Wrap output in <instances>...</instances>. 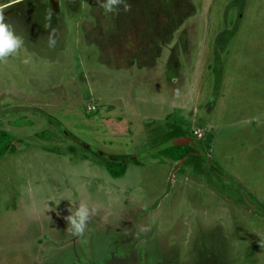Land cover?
<instances>
[{
  "label": "rangeland",
  "instance_id": "1",
  "mask_svg": "<svg viewBox=\"0 0 264 264\" xmlns=\"http://www.w3.org/2000/svg\"><path fill=\"white\" fill-rule=\"evenodd\" d=\"M11 1L0 264H141L138 242L145 264H264V0ZM55 13L65 34L35 32ZM82 203L99 217L76 235Z\"/></svg>",
  "mask_w": 264,
  "mask_h": 264
},
{
  "label": "clouds",
  "instance_id": "2",
  "mask_svg": "<svg viewBox=\"0 0 264 264\" xmlns=\"http://www.w3.org/2000/svg\"><path fill=\"white\" fill-rule=\"evenodd\" d=\"M100 6L107 12H113L115 7L122 3V0H99ZM50 45L55 44L54 39H50ZM23 39L16 34L13 26L6 20L4 14L0 12V58L8 57L10 54L17 52L23 46ZM27 63V59L24 61ZM94 210L86 204H80L74 212H70L65 217L67 222L66 231L76 235L84 233L88 227V221L92 218Z\"/></svg>",
  "mask_w": 264,
  "mask_h": 264
},
{
  "label": "crops",
  "instance_id": "3",
  "mask_svg": "<svg viewBox=\"0 0 264 264\" xmlns=\"http://www.w3.org/2000/svg\"><path fill=\"white\" fill-rule=\"evenodd\" d=\"M32 1H34V2H36L35 0H14V1H11V2H8V3H6L4 6H16L17 4H19V3H27V2H32ZM59 1L60 0H57V11H60V8H59ZM69 4H70V2H68ZM35 4V3H34ZM41 4H44L43 2L41 3ZM69 4H66V5H69ZM46 6V5H45ZM65 6V5H64ZM34 7H36L35 5H34ZM0 8H2V7H0ZM44 8V7H43ZM11 9H12V11L14 10L12 7H11ZM62 9H64V8H62ZM66 10V9H65ZM65 10L63 11V12H65ZM12 13L13 12H11V15H12ZM17 13V12H16ZM27 13V12H26ZM58 13V12H57ZM57 13H55L54 15H52V17H50V18H46L45 17V22H43V24H41V25H39L38 26V30L37 31H35V32H37V33H43V31H45V30H48L49 29V25H48V22H50V23H55V27L53 28L52 26H51V29H53V33H55L56 34V36L57 35H63V34H65V31H66V23H65V20H63V22L61 23L60 22V20H59V17L62 15V14H57ZM66 13V12H65ZM11 15H8V17H11ZM5 18H7V17H5ZM52 20V21H51ZM77 24H78V26H80V23H78L77 22ZM31 29V28H30ZM69 31V30H68ZM45 33V32H44ZM67 35H69L70 33L68 32V33H66ZM37 110H39V108L37 109ZM1 119V118H0ZM21 128L23 129V125L21 126ZM3 132H6V133H8V134H10L7 130H3ZM85 161H87V162H89V164H94V165H96V166H101L100 164H96V163H93L92 161H90V160H87V159H85ZM120 177H122V176H119V177H114V178H120ZM108 214H110V213H106V215L108 216ZM98 213H94L93 214V216H92V218H97L98 219ZM103 223L105 222L104 220H101ZM89 222L90 221H88V225H89ZM90 227H92V226H90L89 225V228ZM67 228V227H66ZM117 228H119L120 229V227H117ZM98 229V227L97 226H95L93 229H90L93 233H94V235L97 233V232H100V231H98L97 230ZM103 229H106V228H103ZM75 242V241H74ZM126 246V251L124 252V255H123V257L122 258H124L126 255H128V256H130L132 259H133V262H139V263H141V264H145L147 261V257L149 256L148 255V252H147V245H145V244H143L142 242H138L137 244H135L134 246H132L131 248H130V246L129 245H125ZM122 258L120 259V261L122 260ZM136 258H138V259H136ZM89 263H93V261H88Z\"/></svg>",
  "mask_w": 264,
  "mask_h": 264
},
{
  "label": "trees",
  "instance_id": "4",
  "mask_svg": "<svg viewBox=\"0 0 264 264\" xmlns=\"http://www.w3.org/2000/svg\"><path fill=\"white\" fill-rule=\"evenodd\" d=\"M187 131L180 128V127H175L173 128L171 131L167 132V140H170V139H174V138H178L180 136H187ZM184 146V145H183ZM176 147H182L180 145H176ZM187 147L188 149L190 150H187V152H182V153H179L178 156H175L176 159H181L182 157H184L186 154L187 155H194L197 159L200 158V155H199V152L197 150H192L191 151V148H189L188 146H185ZM171 148V147H170ZM122 164L121 167H119V165ZM107 165V168L109 170V172L114 176V177H119V176H122L125 172V169H126V161H117V160H107V163H105Z\"/></svg>",
  "mask_w": 264,
  "mask_h": 264
},
{
  "label": "water",
  "instance_id": "5",
  "mask_svg": "<svg viewBox=\"0 0 264 264\" xmlns=\"http://www.w3.org/2000/svg\"><path fill=\"white\" fill-rule=\"evenodd\" d=\"M182 143H187L186 140H185V138H177V139H174L169 144L177 145V144H182Z\"/></svg>",
  "mask_w": 264,
  "mask_h": 264
}]
</instances>
